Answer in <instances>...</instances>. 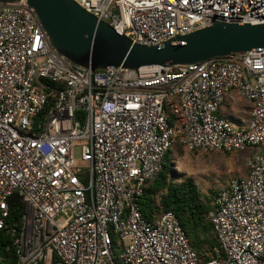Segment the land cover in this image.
Wrapping results in <instances>:
<instances>
[{
    "label": "built area",
    "instance_id": "2783aa9c",
    "mask_svg": "<svg viewBox=\"0 0 264 264\" xmlns=\"http://www.w3.org/2000/svg\"><path fill=\"white\" fill-rule=\"evenodd\" d=\"M72 1L143 45L264 23V0ZM26 3H0V231L17 195L15 264H264V51L91 73L57 53ZM232 93L251 104L242 127L220 113ZM174 146L248 152L246 175L208 202V261L172 211L140 210Z\"/></svg>",
    "mask_w": 264,
    "mask_h": 264
},
{
    "label": "water",
    "instance_id": "95a60500",
    "mask_svg": "<svg viewBox=\"0 0 264 264\" xmlns=\"http://www.w3.org/2000/svg\"><path fill=\"white\" fill-rule=\"evenodd\" d=\"M25 1L34 9L57 53L91 73H106L110 67L135 71L143 66L194 65L233 53L264 51V23L212 21L210 26L186 35L143 45L119 35L72 0Z\"/></svg>",
    "mask_w": 264,
    "mask_h": 264
},
{
    "label": "trees",
    "instance_id": "16d2710c",
    "mask_svg": "<svg viewBox=\"0 0 264 264\" xmlns=\"http://www.w3.org/2000/svg\"><path fill=\"white\" fill-rule=\"evenodd\" d=\"M169 153L165 157L157 178L146 186L140 201V210L146 219L152 218L155 214L172 211L178 218L194 251L202 261H208L214 256L213 250L219 248L212 226L206 217L209 211L208 199L201 195L192 179L175 181L170 168ZM209 192L210 199H213L217 192ZM23 212L22 201L17 195H13L9 200V216L5 219L6 227L0 231V264L16 263L17 254L11 244L10 228L19 227ZM205 251L209 252V256L203 255ZM56 260L55 256L54 262Z\"/></svg>",
    "mask_w": 264,
    "mask_h": 264
},
{
    "label": "rangeland",
    "instance_id": "374dc122",
    "mask_svg": "<svg viewBox=\"0 0 264 264\" xmlns=\"http://www.w3.org/2000/svg\"><path fill=\"white\" fill-rule=\"evenodd\" d=\"M248 152H189L174 146L169 153L170 168L178 182L190 178L201 195L210 202L209 191L218 192L235 178L246 175L245 160ZM73 158L82 166L80 149L73 148Z\"/></svg>",
    "mask_w": 264,
    "mask_h": 264
},
{
    "label": "crops",
    "instance_id": "0c3cea01",
    "mask_svg": "<svg viewBox=\"0 0 264 264\" xmlns=\"http://www.w3.org/2000/svg\"><path fill=\"white\" fill-rule=\"evenodd\" d=\"M251 104L232 93L224 103L220 113L228 121L242 127L249 120Z\"/></svg>",
    "mask_w": 264,
    "mask_h": 264
}]
</instances>
